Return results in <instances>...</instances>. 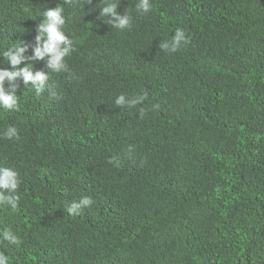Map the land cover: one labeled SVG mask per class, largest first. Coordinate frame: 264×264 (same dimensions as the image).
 Segmentation results:
<instances>
[{"label":"trees","instance_id":"trees-1","mask_svg":"<svg viewBox=\"0 0 264 264\" xmlns=\"http://www.w3.org/2000/svg\"><path fill=\"white\" fill-rule=\"evenodd\" d=\"M135 3L117 8L133 17L121 31L98 19L99 0H0V46L21 41L31 55L42 12L59 4L75 49L68 73L30 62L56 97L19 83L20 110H0V133L18 131L0 138V166L21 180L17 209L0 207V229L21 244L0 241V253L9 264H264V0H151L144 15ZM178 27L190 43L160 50ZM120 94L146 99L118 108ZM84 196L92 205L69 215Z\"/></svg>","mask_w":264,"mask_h":264},{"label":"clouds","instance_id":"clouds-1","mask_svg":"<svg viewBox=\"0 0 264 264\" xmlns=\"http://www.w3.org/2000/svg\"><path fill=\"white\" fill-rule=\"evenodd\" d=\"M85 3L92 4V0H64V4L69 7L83 6ZM120 3L121 0H99V7H96L97 4L94 7L99 9L98 19L114 29L123 31L131 27L133 17L129 8H126L123 15L118 13L117 8ZM132 9L140 15L147 14L152 9L151 0H136ZM42 16L43 20L36 30V46L31 55H25L28 46L21 41L8 47L0 46V63L7 65V67H0V110L10 113L20 110L19 96L17 95L19 83H23L32 89L38 96L45 92L50 97L57 96L56 91L49 85V75L42 70L33 71L31 61H39L47 57L46 68L48 70L54 73L69 72L67 58L75 49L73 39L65 32V9L58 4L44 10ZM189 43L190 39L185 31L178 27L171 39L159 43V49L172 53L186 47ZM21 64L23 67H20ZM6 83L7 88L5 87ZM145 99L146 94L131 98L120 94L115 98L114 104L118 108H135ZM144 114V109L138 112L140 118H143ZM17 137L18 131L12 125H8L0 133V138L4 139L12 140ZM128 151H132L131 146H129ZM20 184L21 180L16 170L11 167L0 166V207H6L11 211L17 209L20 200L18 195ZM92 203L91 197L84 196L79 201L72 202L66 211L69 215H76L82 208H87ZM0 241L6 242L10 246L21 244L19 235L10 227L0 229ZM0 264H9V257L0 253Z\"/></svg>","mask_w":264,"mask_h":264}]
</instances>
